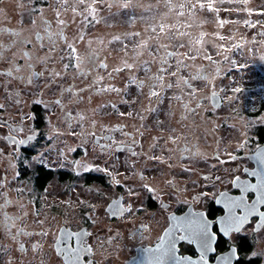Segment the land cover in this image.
I'll return each mask as SVG.
<instances>
[{"label":"flooded vegetation","instance_id":"obj_1","mask_svg":"<svg viewBox=\"0 0 264 264\" xmlns=\"http://www.w3.org/2000/svg\"><path fill=\"white\" fill-rule=\"evenodd\" d=\"M138 1L130 0L133 19L126 22L122 18L123 0H106L107 10L118 8L121 18L114 32L125 39L126 45L117 50L104 47L103 51L86 46L78 51L73 41V0H0V123L4 124L0 127V264H63L57 247L62 249L65 243L91 249L82 257L84 264H141L145 255L142 249L160 242L173 223L169 217H182L190 210L220 215L222 206L214 197L220 192L238 195L239 189L231 184L235 176L255 182L243 169L257 166L250 157L258 145L264 147V71L257 68L254 74L256 80L262 79L261 91L256 92L252 86L242 99L240 93L234 94L233 108L226 109L222 92L214 87L205 89V83L214 81L212 70H207L210 63L214 66L213 60L205 59L200 50L186 49L198 45L183 46L180 54L186 55L169 57L163 75L178 67L176 77L187 79L192 88L180 83L177 90L181 91L176 94H167L164 88L159 101L150 98L149 77L161 74L160 58L166 52H175L171 46H180L161 44L167 45L164 49L157 38L149 36L158 31L151 30L148 21L142 23ZM190 1L205 5L204 13L196 15L200 17L195 22L199 28L219 22L222 0ZM209 2L216 11L208 9ZM225 2L229 4L226 15L235 31L239 29L248 37L255 30L264 43V0ZM183 31L194 34L187 27ZM60 32L64 39L55 38L53 46L49 33ZM143 38L147 48L140 47ZM69 43L75 52L67 47ZM258 49L256 60L262 65L264 44ZM137 53L141 55L137 57ZM252 53L248 51L249 56ZM193 55L195 60L188 58ZM79 56L82 58L77 62ZM178 60L183 63L177 65ZM124 61L134 68L114 72L123 67ZM101 62L108 68H100ZM143 64L145 72H150L145 78L141 77ZM153 67L159 74L151 71ZM57 72L60 76L54 75ZM34 73L42 75L35 77ZM198 75L207 79H192ZM132 79L144 81L145 86L137 88L130 84ZM108 85L120 92L97 91ZM192 89L195 93L189 95ZM156 90L161 89L158 86ZM85 95L116 107L93 108L89 121L76 134L73 149V98L83 100ZM177 96L180 100L175 99ZM37 100L43 103L37 105ZM66 113L72 119H67ZM117 126L120 131L114 130ZM9 135L16 140L33 139L18 145L7 139ZM241 143L243 148L239 147ZM103 144L111 147L101 150ZM128 146L138 155L133 156ZM63 148L64 159L68 158L66 166L57 163L61 158L54 156ZM80 155L85 166L107 169L111 175L73 168V160L77 162ZM76 181L82 189L94 183L107 188L114 182V194L101 207L100 218L84 207L76 211L78 217L73 216ZM145 184L156 192L148 193ZM129 189L133 195H129ZM201 193L207 195L196 199ZM114 202L121 209L116 214L110 207ZM129 208L131 211H127ZM256 223L252 218L241 232L221 236L217 254L235 247L242 264H264V230H256ZM44 232L47 235H41ZM71 233L80 235L69 238ZM178 247V255L196 258L194 246L179 242ZM253 252L257 255L250 258Z\"/></svg>","mask_w":264,"mask_h":264},{"label":"rangeland","instance_id":"obj_2","mask_svg":"<svg viewBox=\"0 0 264 264\" xmlns=\"http://www.w3.org/2000/svg\"><path fill=\"white\" fill-rule=\"evenodd\" d=\"M222 1L218 7L220 10L219 22L226 21V23L221 26L219 22L217 24L216 22H212L211 27H203L202 29L195 23L198 22L197 18H200L196 15H202L205 10L190 0H141L138 1L140 2L138 9L143 13L142 23L143 21H148L149 25H147L148 23L146 25L151 27V30L155 29V31H158L156 35L152 34L149 36L157 38L159 45H198V48L189 46L186 49L190 51L200 50L204 56H211L214 66L210 63L207 70H212L211 76L214 77V81L205 83V89L208 91L214 87L222 92L227 102L226 109H229L233 108L231 104L234 94L240 93L242 95L240 99H242L247 95L244 93H249L246 90L252 86L256 92L261 91L262 79L256 80L254 74L257 68L264 71V63L258 65L256 60L259 51L258 46L264 43H262V39L255 33V30H252L253 34L251 36L247 35L248 37L242 35L239 29L235 31L234 25L230 23V16L226 15L229 4L225 0ZM88 4H92V0H85V4L83 5L79 4L78 0H73V9L75 8V11H73V41L75 40L74 44L77 46V50L81 51L86 46H90L92 49L99 48L101 51L105 49L104 47L108 46L117 50L118 47L126 45L125 39L122 40L123 38H121L119 41L114 39L116 36L114 29H118L120 20L118 18H121L119 17L120 13L116 12L118 8L107 10L106 0H97L95 4H92L97 9L95 19H93L86 11ZM123 5H128L127 7L123 6L124 12L122 14V18L128 22L129 18L133 19L130 0H123ZM161 25H164L163 31H161ZM186 27L194 34L181 35V33H184L183 30ZM81 36L83 39H80ZM220 36L225 37V39H219ZM142 41L146 40L143 38ZM133 43L137 44L136 42ZM234 45L237 46L234 47ZM171 48L178 53V58L182 47L176 49L171 46ZM248 51H253L251 56H249ZM80 58L82 57L79 56L77 62ZM144 65H142L143 69L141 73V77L143 78L150 73L145 72ZM177 69L178 67H172L171 72H176ZM151 71L159 74V70L154 67ZM178 81L179 78L172 76L169 72L166 73L163 84L170 82L172 83V87L165 88L164 92L176 94L181 91L177 90ZM235 88H240L242 91L234 92L233 89ZM76 97L73 98V149L75 147L76 134L89 121V116L93 113L92 109L103 110L105 108H112L107 104H103L102 99L93 98V100H89L85 95L83 100H78ZM239 106L243 107L244 104H240ZM80 115L84 116V120L81 121L79 119ZM65 153L64 148L60 154L58 151L54 152L55 157L61 158L57 163L62 164V166H66L68 160V158L67 160L64 159ZM82 165H85L83 156L80 155L77 162L73 160V168L81 169L83 168ZM113 184L114 182H112V186L106 188L94 183L90 188L82 189L81 183L76 181L73 185V216L78 217L79 215L76 211L84 207L95 218H100L102 216L101 207L105 205L106 199L112 197L114 194Z\"/></svg>","mask_w":264,"mask_h":264},{"label":"snow or ice","instance_id":"obj_3","mask_svg":"<svg viewBox=\"0 0 264 264\" xmlns=\"http://www.w3.org/2000/svg\"><path fill=\"white\" fill-rule=\"evenodd\" d=\"M66 2V0H65ZM97 0H92V4H95ZM246 3V0H244ZM79 4H85V0H78ZM92 4H88L86 7V11L89 16H91L93 19H95V14L97 9L92 6ZM128 5H124V7H127ZM205 5L204 3H200V7L203 8ZM207 7L210 11H216V9L213 8V4L209 2L207 4ZM75 11V8L73 9ZM264 14V13H262ZM183 15V13H181ZM87 19V17H85ZM60 24H63L64 21H59ZM220 25L222 26L226 21H220ZM245 23H248L247 21ZM164 30V25H161V31ZM136 35H139L137 33ZM181 35H187V33H181ZM64 39L63 33H49V40L53 46L56 44V39ZM80 39H83L81 36ZM115 40L119 41L121 37L119 35L114 37ZM219 39L223 40L225 37L220 36ZM199 43V41H198ZM147 42H144L140 45L142 48H147ZM237 45H234V47ZM67 47L72 50V52H75L76 49L73 44L69 43L67 44ZM161 48L167 49V45H161ZM180 47H183L181 44ZM141 54L137 53V57H139ZM178 53L176 52H166L164 56L160 58V63L162 67L160 68L159 75H154L152 77H149L150 84H149V97H156L157 100H160L161 97V91H163L164 88H170L172 87L171 84H163L164 75L167 71L163 65H166L168 62L169 57H176ZM179 55H186V54H179ZM189 59L195 60L196 56H189ZM78 59V58H77ZM205 59L211 60V56H205ZM261 59H264V57H261ZM147 64V61L144 62ZM183 63V60H178L177 65H180ZM65 69L69 67L68 64H66ZM77 68H79V64L76 65ZM100 68L107 69L108 65L101 62L99 65ZM134 68V64L128 63L127 61H124L123 67L121 68H115L113 69L114 72H121L125 69L131 71ZM179 70V69H177ZM7 75H11V73H7ZM35 77H39L42 75L41 73H34ZM55 76H60V73H55ZM111 75V73H109ZM172 76H176V72L171 73ZM100 80H103V77L99 78ZM192 79H207L205 76H194ZM180 83H183L190 89L192 88L191 84L187 79H184L183 77L180 78L178 81L177 86H179ZM130 84H134L137 88H143L145 86L144 81H137L135 79H132L130 81ZM95 86V82H94ZM160 87V91H157V87ZM66 91H71L66 90ZM83 91V90H81ZM97 91L99 92H116L119 93L120 89L115 88L112 85H108L106 87L98 88ZM234 92H241L242 89L235 88L233 89ZM195 90L192 89L189 93V95H194ZM213 96H215V93H213ZM175 99L180 100V97L177 96ZM37 105L43 103L41 100L35 101ZM56 104H60V101H55ZM199 103L197 107H199ZM113 108L116 107L115 104L112 105ZM185 107H187L185 105ZM3 108V105H0V109ZM154 110V109H153ZM120 115H125V113H120ZM127 115L131 116L132 113L129 112ZM33 118V117H29ZM67 119H72V116L70 113H66ZM79 119L82 121L84 120V116L80 115ZM143 119V117H141ZM6 123V122H5ZM4 124L0 123V127H3ZM95 127V123L93 122V128ZM116 131H120L121 129L119 126H117ZM16 131H21V129L17 128ZM90 135L95 136V132H91ZM125 135H130L126 133ZM142 135V133H141ZM7 139L13 143L18 145H25L29 141L33 139L32 136H29L27 140L20 139L16 140L15 136L9 135ZM101 139H107L106 137H101ZM172 142L175 143V139H172ZM135 144L136 141H133ZM101 150H105L111 147L110 144H103L100 145ZM239 147L243 148L244 143H241ZM128 150L131 152L133 156L138 155V153L132 151L131 146H128ZM187 151V149H185ZM231 159H236L235 156H232L229 154ZM251 159L255 160L256 167L253 169L245 168L243 171L247 174L248 177L255 178V182H253L250 179L241 180L239 176H235L234 179L231 181V184L239 189L238 195H229L227 192H220L217 197H214L215 203L217 205L222 206L221 207V214L215 215L214 212L212 213H205V212H193L189 211L182 217L178 216H171L169 217V220L173 223H170L169 229L165 231V234L159 238L160 242L155 247H149V248H143L142 252L145 254L141 257V264H242L240 255L235 247H230L229 250L226 253L217 254V248L219 246V240L220 237H230L232 233H239L243 230L244 226L250 222V219L256 218V230H264V147H260L258 145V150L255 152L254 156L250 157ZM149 159H158L157 157H149ZM85 172L89 171H101L105 172L108 175H111L110 172H108L107 169L99 168V167H89L82 165ZM205 179H208L205 177ZM219 179V177H217ZM117 184H119V181H115ZM169 184L172 182L169 181ZM143 188L148 193H155L156 189L151 187L148 184L143 185ZM131 189H129V195H133ZM207 195V193H201L200 197H197L196 199H200L203 196ZM116 202H114L113 205H110V207L113 209V214H116L121 211V209L118 206H115ZM127 211H131V209H127ZM31 235V234H28ZM41 235H47L46 232L41 233ZM79 233H71L69 238L71 236H78ZM183 242L188 244L189 246H194L195 248V259H193V255H178L179 253V247L178 243ZM57 251L59 255L63 257V264H84V261L82 260V257H84L88 252L91 251L89 247H72L71 245H68L65 243L64 248L57 247ZM256 253H251V257H255Z\"/></svg>","mask_w":264,"mask_h":264}]
</instances>
